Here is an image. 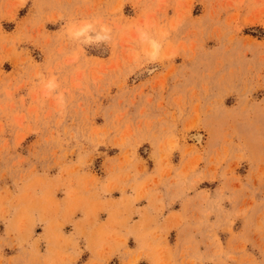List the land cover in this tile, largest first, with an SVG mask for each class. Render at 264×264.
<instances>
[{
    "label": "rangeland",
    "instance_id": "374dc122",
    "mask_svg": "<svg viewBox=\"0 0 264 264\" xmlns=\"http://www.w3.org/2000/svg\"><path fill=\"white\" fill-rule=\"evenodd\" d=\"M0 264H264V0H0Z\"/></svg>",
    "mask_w": 264,
    "mask_h": 264
}]
</instances>
